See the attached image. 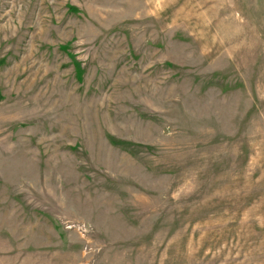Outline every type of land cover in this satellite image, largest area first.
Wrapping results in <instances>:
<instances>
[{"label":"rangeland","instance_id":"obj_1","mask_svg":"<svg viewBox=\"0 0 264 264\" xmlns=\"http://www.w3.org/2000/svg\"><path fill=\"white\" fill-rule=\"evenodd\" d=\"M0 264H264V0H0Z\"/></svg>","mask_w":264,"mask_h":264}]
</instances>
